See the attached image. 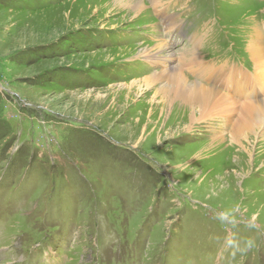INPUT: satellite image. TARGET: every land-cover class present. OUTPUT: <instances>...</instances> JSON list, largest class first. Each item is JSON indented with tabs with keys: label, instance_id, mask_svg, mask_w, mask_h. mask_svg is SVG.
Returning <instances> with one entry per match:
<instances>
[{
	"label": "rangeland",
	"instance_id": "374dc122",
	"mask_svg": "<svg viewBox=\"0 0 264 264\" xmlns=\"http://www.w3.org/2000/svg\"><path fill=\"white\" fill-rule=\"evenodd\" d=\"M100 1L0 0V264H264V150L206 160L210 126H165L145 83L162 67L139 55L164 39L176 66L201 42L243 95L264 0H145L136 19Z\"/></svg>",
	"mask_w": 264,
	"mask_h": 264
},
{
	"label": "bare ground",
	"instance_id": "6f19581e",
	"mask_svg": "<svg viewBox=\"0 0 264 264\" xmlns=\"http://www.w3.org/2000/svg\"><path fill=\"white\" fill-rule=\"evenodd\" d=\"M149 1L156 9L165 5L163 3L165 0ZM105 2L111 3L114 10L123 12L124 17L133 15L136 19L148 14L146 13L148 5L145 0H101L99 3ZM162 11L166 14L164 10ZM164 18L169 21L173 20L169 15L166 17L164 15ZM167 29H171V24H168ZM263 40L264 35L260 36L259 33L248 46V55L254 62L255 72L251 74V77L246 76L249 80L245 82L248 91L243 95L239 93L237 96L227 90L224 91L223 85H219V80L228 78L231 74L234 76V69L216 71L215 74L213 73L214 66L209 69L202 67L204 59L200 55L201 42H194L190 51L191 59L188 57L190 59L188 62H186L187 58L182 56L176 66L171 64L173 54L168 55L169 47L166 45L168 42L165 43L164 39L153 46L155 49L151 48L139 54L146 57L147 62L162 67L161 71L154 72L149 78H145V83L148 85L152 83L150 88L155 92L151 100V104H154L152 111H159L160 108L159 114L161 117H166L165 126L169 125L168 122L180 121L190 132L200 125L203 128L210 126V129L205 131L211 135L213 140L204 146V152H206L204 157L208 161L215 156L213 150L221 151L226 147H234L237 152L247 153L249 156L253 151L258 152L260 156L264 150V95L261 99L257 98V92L264 89ZM189 74H193L196 77L195 80L191 79ZM161 81L166 82L159 86ZM174 116L175 119H172ZM218 125L227 127V133L223 132ZM217 128L218 130L215 131ZM231 158L235 161L237 159L234 154ZM216 165L209 169V174L217 176L215 173L218 172V166ZM244 171L245 169L230 170V174L241 176ZM223 174L219 173L217 176L220 188L226 182V176Z\"/></svg>",
	"mask_w": 264,
	"mask_h": 264
}]
</instances>
